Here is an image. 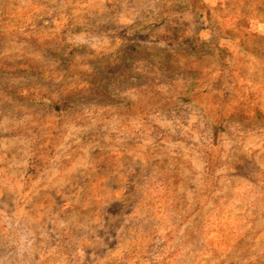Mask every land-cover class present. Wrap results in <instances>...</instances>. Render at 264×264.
<instances>
[{"label": "rangeland", "instance_id": "1", "mask_svg": "<svg viewBox=\"0 0 264 264\" xmlns=\"http://www.w3.org/2000/svg\"><path fill=\"white\" fill-rule=\"evenodd\" d=\"M0 264H264V0H0Z\"/></svg>", "mask_w": 264, "mask_h": 264}, {"label": "trees", "instance_id": "2", "mask_svg": "<svg viewBox=\"0 0 264 264\" xmlns=\"http://www.w3.org/2000/svg\"><path fill=\"white\" fill-rule=\"evenodd\" d=\"M247 35V33L245 34ZM249 37V35H247ZM254 36V35H253ZM196 45L199 47V50L203 51V47L206 45L200 38L196 39Z\"/></svg>", "mask_w": 264, "mask_h": 264}]
</instances>
